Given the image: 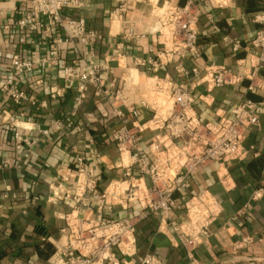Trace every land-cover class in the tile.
I'll use <instances>...</instances> for the list:
<instances>
[{"label":"crops","instance_id":"crops-1","mask_svg":"<svg viewBox=\"0 0 264 264\" xmlns=\"http://www.w3.org/2000/svg\"><path fill=\"white\" fill-rule=\"evenodd\" d=\"M24 1L0 0V81L16 72L14 55L34 63L16 77L25 100L17 103L0 88V264H68L70 241L82 251L75 255L89 256V231L99 213L110 221L141 213L138 202L126 208L102 203L110 183L126 180L131 162L112 136L135 121L144 124L137 150L154 159L166 132L161 121L172 108L162 91L167 84L192 92L203 123L232 118L235 107L253 102L257 120L248 125L244 140L249 152L242 160L199 168L190 188L174 193L171 221L184 227L190 197L208 191L220 205L205 230L197 227L188 236L196 242L194 249L181 242L178 230L151 214L137 218L135 251L119 254L120 264H138L147 255L159 264H264V92L257 86L264 78V60L263 49L253 44L262 27L256 16L264 0H72L64 12L84 18L100 38L61 44L58 63L45 66L40 60L62 33H33L20 44L8 21L18 16ZM189 1L198 14L196 47L167 60L161 55V15L167 3L184 6ZM122 2L126 8L119 14ZM76 63L97 66L99 80L86 83L84 90L79 79L65 78V68ZM209 66L228 68L241 79L208 90L202 77ZM249 77L256 83L252 88ZM16 131L35 144L17 151ZM85 179L96 182L86 193ZM144 181L150 183L148 176ZM80 229L87 244L71 239Z\"/></svg>","mask_w":264,"mask_h":264},{"label":"built area","instance_id":"built-area-1","mask_svg":"<svg viewBox=\"0 0 264 264\" xmlns=\"http://www.w3.org/2000/svg\"><path fill=\"white\" fill-rule=\"evenodd\" d=\"M71 1L25 0L23 7L17 11L18 16L8 21V25L17 30L20 44H24L33 33L40 32L43 37H48L55 31L62 33L49 46L47 56L39 62L40 66L58 63L61 44L89 43L100 38L97 32L87 28L84 18L64 12ZM125 4L122 2L117 7V13L120 14L125 10ZM161 16L162 27L159 36L164 42L161 55L168 60L174 55L183 56L193 51L198 39V14L195 12L194 4L191 1L184 6L167 3ZM256 20L262 24V27L257 31L253 44L263 49L264 60V8L256 16ZM129 33H133L132 28ZM234 49H238V43L234 45ZM13 66L16 72L10 78L0 81V88L6 91L7 96L19 103L27 98V93L19 88L16 77L23 70H31L34 63L14 55ZM205 70L202 81L206 83L208 90L232 85L241 79V76L233 74L225 67L209 66ZM100 71L95 65L82 66L76 63L67 66L64 75L67 79L82 81L84 83L82 89L85 90L86 83L99 80ZM249 78L252 80V88L256 83L254 78ZM257 86L264 92V78ZM162 91L172 104L170 113L161 121V126L166 130L163 137L165 143L162 141L163 146L157 143L154 159H147L137 150L139 134L145 128L144 124L135 121L131 128L124 127L117 130L112 140L122 155H131V162L124 171L126 180L110 183L101 199L102 203L109 207L121 205L126 208L131 203L138 202L142 208L141 213L136 218L119 221H110L99 213L97 224L89 231L90 245L87 251L89 256L75 255V250L80 253L82 251L78 247L75 248L70 241L69 249L65 252L68 256V264H106L105 261L120 264L119 254L132 256L135 251L137 218L151 214L159 216L172 228L178 230L181 242L194 249L196 242L188 240V236L197 227L205 230L207 222L218 215L220 205L215 197L206 191L186 200L188 223L185 227L171 221L176 206L174 193L186 192L199 168L216 162L242 160L247 156L249 150L244 146V140L248 125L257 120L252 113L256 105L251 101H244L232 110V118L222 117L214 124L203 123L194 108V97L189 89L167 84ZM133 115L138 116V111L134 110ZM14 137L17 151L31 148L36 142L20 131H16ZM178 139L182 141L181 145L176 143ZM78 161L80 164L82 158H78ZM134 167H137L138 174H135ZM79 173L83 174L81 168ZM145 176H148L149 184L144 181ZM84 181L85 193L95 188L94 179ZM75 233L72 240L84 241V244H87L83 229ZM138 264H159V262L154 256L147 255L139 258Z\"/></svg>","mask_w":264,"mask_h":264}]
</instances>
